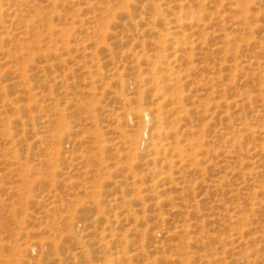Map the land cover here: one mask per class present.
I'll use <instances>...</instances> for the list:
<instances>
[{"label": "rangeland", "instance_id": "374dc122", "mask_svg": "<svg viewBox=\"0 0 264 264\" xmlns=\"http://www.w3.org/2000/svg\"><path fill=\"white\" fill-rule=\"evenodd\" d=\"M203 3L0 0V264H264V0Z\"/></svg>", "mask_w": 264, "mask_h": 264}, {"label": "bare ground", "instance_id": "6f19581e", "mask_svg": "<svg viewBox=\"0 0 264 264\" xmlns=\"http://www.w3.org/2000/svg\"><path fill=\"white\" fill-rule=\"evenodd\" d=\"M198 2L200 3V5H204V3H203V0H198ZM180 9L181 10H183V6L182 5H180ZM192 19V16L191 15H189L188 13H185L184 15H183V17L180 15V16H178L177 18H176V22H181V19ZM167 31H168V33L170 32V29H167ZM173 35H175V36H178L179 34H180V32L179 31H172L171 32ZM177 46L176 45H173L172 46V49L174 50V51H176L177 50V48H176ZM161 66V65H160ZM158 82H156L155 81V84H157ZM158 91H160V89L159 88H157V85L155 86V93H159ZM156 96H158V94H156ZM152 112H155V113H157V115L155 116V117H150L149 116V114L146 112V114L147 115H145L146 116V119H145V124L147 125V127L148 126H151V130H152V132H151V137H150V141H149V143H150V146H151V149L154 151V153L156 154L158 151H160V150H162V148H163V144L162 143H160V142H158L160 139H161V137L164 135V130H163V128H162V126H161V124H160V119H159V117H160V104L159 103H157L156 104V107L151 111V113ZM140 114L142 115V112L140 111ZM163 150H165V149H163ZM156 155L155 156H153L152 158H151V160H153V161H155L156 160ZM152 170H153V168H152ZM260 240H264V237H260ZM241 242H243V241H240L239 242V245L237 246L238 247V249H237V247H236V249L237 250H233V251H231L232 253H231V256H232V254H236V255H238V256H235V257H233V258H230V262L231 263H233V261H234V263L236 264L238 261H239V258H241V260H240V263H242V264H250V263H254L255 262V259H253V258H251V253H250V251H247V249L249 248V245H247V243L248 242H243L244 244L243 245H241L240 243ZM12 247H14V245L12 244ZM10 249H11V247H10ZM15 249V248H14ZM227 252V253H229L230 254V251H226V249L224 248V250H223V252ZM213 252H214V248H212V250H211V254H213ZM216 252V251H215ZM217 253V252H216ZM222 253V252H221ZM211 254H210V256H211ZM222 255H224V254H222ZM212 258V262H210V264H214V261H215V259H217V258H219V256L217 257L216 256V258H214L213 259V256H211ZM222 258H223V256H222ZM226 258V257H225ZM225 258H223V259H221V257L219 258V259H217V261H218V263H222V264H230V262H226L225 261ZM227 260V259H226ZM233 260V261H232ZM209 261H211L210 259H209ZM106 262H108V264H115L117 261L115 260V259H112L111 257H108L107 259H106ZM118 262H119V260H118ZM2 263V262H1ZM217 262L215 263V264H218ZM209 264V263H208Z\"/></svg>", "mask_w": 264, "mask_h": 264}]
</instances>
